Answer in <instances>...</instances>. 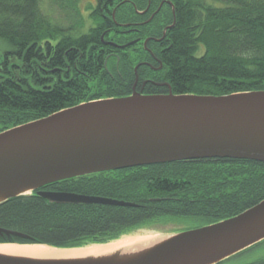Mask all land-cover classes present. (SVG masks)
<instances>
[{
  "label": "trees",
  "instance_id": "obj_1",
  "mask_svg": "<svg viewBox=\"0 0 264 264\" xmlns=\"http://www.w3.org/2000/svg\"><path fill=\"white\" fill-rule=\"evenodd\" d=\"M78 1L61 0L64 7L72 9ZM95 1L91 17L100 18L97 26L76 36L83 25L73 23L64 29L54 25L42 10V0H0V39L10 46L0 53V133L84 102L132 94L134 68L150 57L135 60L127 51L104 42H113L109 38L113 32L147 20L161 0L156 6L154 0L146 15L138 11L147 10L149 0ZM169 1L171 4L142 28L149 32L163 24L158 32L161 36L166 26L174 24L168 40L162 43L163 69L157 73L142 69V78L168 83L176 95L264 91V0ZM214 1L225 7H215ZM123 11L126 13L121 14ZM71 15L78 17L80 13L74 9ZM118 23L129 27L121 28ZM201 47L204 52L198 56ZM117 56H123L122 75L120 79L113 76L110 84L113 79L106 80L105 60ZM143 92L161 94L169 88L149 82ZM57 185L132 202L138 208L71 209L46 204L35 196L17 197L0 205V227L28 238L11 237L3 242L80 247L88 241L114 239L144 225L150 217L161 216H193L205 220L200 227L215 224L264 200V164L232 159L184 161L101 173L50 186ZM243 253L220 264H231L234 258L233 264H264V260L236 261Z\"/></svg>",
  "mask_w": 264,
  "mask_h": 264
},
{
  "label": "water",
  "instance_id": "obj_2",
  "mask_svg": "<svg viewBox=\"0 0 264 264\" xmlns=\"http://www.w3.org/2000/svg\"><path fill=\"white\" fill-rule=\"evenodd\" d=\"M165 85L166 94L134 90L0 133V205L52 184L137 167L213 159L264 164V91L176 95ZM38 195L57 205L138 208L75 193ZM11 237L28 238L0 227V244L28 245L3 242ZM263 241L264 200L236 217L176 233L142 251L74 260L0 255V264H220Z\"/></svg>",
  "mask_w": 264,
  "mask_h": 264
},
{
  "label": "rangeland",
  "instance_id": "obj_3",
  "mask_svg": "<svg viewBox=\"0 0 264 264\" xmlns=\"http://www.w3.org/2000/svg\"><path fill=\"white\" fill-rule=\"evenodd\" d=\"M119 1L124 3L129 0H117V2ZM141 2H143V0H141ZM157 3L158 1L155 0L154 5L156 6ZM95 5H96L95 0H80L76 3L75 8L72 9V8H69L68 5L64 7L61 0H42V10L46 14V16L54 23V25H57L63 29L71 27L73 23H78V24L83 25L80 28H78L77 31L75 32L74 35L76 36L81 35L83 33H87L91 27L97 26L98 20L100 18L91 17L92 16L91 12ZM212 5H214L215 7H225V4H222L217 1L212 2ZM164 8H167V6H165ZM74 9L78 13H80L78 17L71 15ZM115 12L116 10L115 11L113 10V16H114L113 19L116 21ZM122 13H126V11L121 12V14ZM70 16L77 18V19L73 20ZM122 24L123 23H118L120 27H122ZM119 32H116V33L113 32V34L109 38L113 40V42L118 40L117 41L118 45L128 46L132 44L131 46L126 48L127 50L126 53H128L129 55H132L133 59L135 60H137V57H141V56L143 57L146 55V53L142 51L143 44L137 45L136 44L137 41H135V36L132 35L131 32L127 34V29H121V31ZM8 50H10V46L8 45V43L0 39V53H4L5 51H8ZM203 52H204V47H201L197 55L200 56ZM119 57H116V58L112 57L111 60H108V59L105 60L104 70L107 71L106 80H109V78L113 79V81L109 80L110 84L114 82L113 76H116L115 78L120 79V76L122 75V70L120 67H121V64L123 63L122 62L123 56H121L120 61L118 60ZM150 81L155 82L152 80ZM161 94H166V93H161ZM86 100H87V97H86ZM26 195L29 196L30 193H27ZM89 195H92V194H89ZM204 223H205V220L197 219V218H194L193 216H188V217L179 218V219H174L173 217L167 218L166 216L164 217L161 216L160 218L150 217L149 221H147L144 225L133 228L131 230L128 229V231H125L119 234L120 236L114 239H110L106 242L88 241L84 243L83 245H81L80 247L76 246V247H69V248H71L72 250V249L84 248L88 246L108 244L111 242H117L119 240H123V239H126L128 237H133V236L135 237V236H146V235H159V236H162V238L164 239L165 238L168 239L178 232H184V231H188L191 229L199 228L200 225H203ZM27 244L35 245V246L37 245L38 246L40 245L50 246L48 244H39V243H27ZM54 248H59V247H54ZM234 260L235 258L232 259L230 263L233 264ZM261 260H264V243H260L252 247L251 249L245 251L239 258H237L236 261H240L241 263H255L256 261L260 262ZM258 264H261V262Z\"/></svg>",
  "mask_w": 264,
  "mask_h": 264
},
{
  "label": "flooded vegetation",
  "instance_id": "obj_4",
  "mask_svg": "<svg viewBox=\"0 0 264 264\" xmlns=\"http://www.w3.org/2000/svg\"><path fill=\"white\" fill-rule=\"evenodd\" d=\"M153 1L154 0H149V6H148L147 10L141 12L142 14L146 15L150 12V8L153 7ZM170 4L171 3L169 2V0H161L157 10H155V12H153V14H150L149 18H147V20L140 21L137 23H133L134 26H130L129 29H127V32H131V34H133L135 36V41H137L136 42L137 45L143 44V46H142L143 50L142 51L144 53H146V57H148V56L150 57V60L141 61L135 66V68H134L135 82H134L133 87H132V92H134V90L139 91V92L143 91L145 89V87L147 86L148 82H150L149 78H142L141 77V75H145V73L140 72L142 69L148 68L154 73L160 72L163 69V63H162L161 58H160V55H161L160 53L162 51H165V46L162 43H164L166 40H168V33H169L170 29L173 27V25L166 26L162 30L161 36H159L158 32H159L161 25H163V24H161L157 27L153 26V28H150L149 32L145 31L144 29L142 30V28L147 23H150L156 17V15L161 10L164 9L165 6H168ZM116 49L123 51V52L127 51L126 48H116ZM117 57H119V56H117ZM118 60L120 61V57L118 58ZM38 192L76 193V194H82V195L85 194V193L74 192L73 187L67 186V185H57V186H52V187L47 186L45 188H42V189L32 193V195H35V197L40 198L46 204H49V202L46 201L40 195H38ZM85 195H88V194H85ZM94 196H98V195L94 194ZM55 205L58 206L57 204H55ZM66 206H69V208H71V209L79 208L78 205H66Z\"/></svg>",
  "mask_w": 264,
  "mask_h": 264
},
{
  "label": "bare ground",
  "instance_id": "obj_5",
  "mask_svg": "<svg viewBox=\"0 0 264 264\" xmlns=\"http://www.w3.org/2000/svg\"><path fill=\"white\" fill-rule=\"evenodd\" d=\"M159 235L133 236L117 242L88 246L78 249H54L48 246L0 244V255L36 260H74L81 258H101L116 252L139 248L150 249L162 242ZM137 251V252H139Z\"/></svg>",
  "mask_w": 264,
  "mask_h": 264
}]
</instances>
